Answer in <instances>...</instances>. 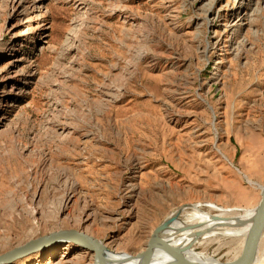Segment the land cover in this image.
<instances>
[{"label": "rangeland", "instance_id": "374dc122", "mask_svg": "<svg viewBox=\"0 0 264 264\" xmlns=\"http://www.w3.org/2000/svg\"><path fill=\"white\" fill-rule=\"evenodd\" d=\"M10 90L0 255L67 230L136 254L181 206L237 216L260 201L264 0H0V96ZM246 234L194 251L226 263ZM93 261L60 241L5 264Z\"/></svg>", "mask_w": 264, "mask_h": 264}, {"label": "bare ground", "instance_id": "6f19581e", "mask_svg": "<svg viewBox=\"0 0 264 264\" xmlns=\"http://www.w3.org/2000/svg\"><path fill=\"white\" fill-rule=\"evenodd\" d=\"M16 53L17 51L14 47L9 49V67L2 76L4 79L3 82H12L11 87L19 76L18 71L16 72L15 70L19 62ZM11 95L12 90L9 92H2L0 96V104L3 103V106H5L8 99L11 98ZM187 208L190 211H187ZM208 208L216 209L220 211V214L211 215L208 212L199 209L198 205L181 206L179 207V211L176 209L175 212H171L165 221L159 226L157 235L161 241L163 240V242L171 246L172 249L167 248L161 242L153 243L151 264H173L176 262L175 251L181 253L190 260L202 263H213V260L207 255L194 251V244L197 243V240L199 238H218L222 236L242 235L244 237L251 226L255 214V210L251 209L237 216H225L226 213H231V209L226 210L218 208L212 204H209ZM182 213L183 217L179 218V215ZM233 214L236 215L237 213ZM93 239L99 243L101 248L102 260L100 261V264H138L147 252V243L141 252L129 254L125 252H113L99 240L95 238ZM82 248L87 249L88 247L82 246ZM6 263L9 262L7 261ZM90 264H94V261ZM252 264H264V258H257L255 253Z\"/></svg>", "mask_w": 264, "mask_h": 264}, {"label": "water", "instance_id": "95a60500", "mask_svg": "<svg viewBox=\"0 0 264 264\" xmlns=\"http://www.w3.org/2000/svg\"><path fill=\"white\" fill-rule=\"evenodd\" d=\"M158 228H156L152 232L147 242V246H146L147 252L144 258L138 264H151L153 243L155 242H161L167 248L172 249L171 246L163 242V240L161 241V239H159L157 235ZM263 229H264V186L261 190V198L255 209V214L251 222V226L246 234L243 249L237 258L226 263H215V262L202 263L199 261L190 260L181 253L175 251L176 262H174L173 264H252L257 250V246L259 244V240L263 233ZM60 241H69L75 244H81L82 246L83 245L87 246L89 251L93 253L94 264H100V261L102 260V253L99 243L96 240H94L91 236L76 230L53 232L49 236H44L42 238L29 241L22 246L16 247L8 252H5L4 254H1L0 264H4L7 261L8 262L14 261L15 259L22 258L33 252L43 250Z\"/></svg>", "mask_w": 264, "mask_h": 264}]
</instances>
